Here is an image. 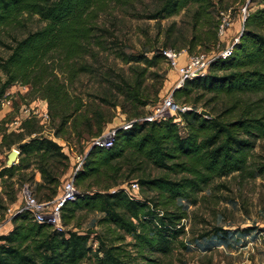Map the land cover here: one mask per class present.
Here are the masks:
<instances>
[{"label": "trees", "instance_id": "trees-1", "mask_svg": "<svg viewBox=\"0 0 264 264\" xmlns=\"http://www.w3.org/2000/svg\"><path fill=\"white\" fill-rule=\"evenodd\" d=\"M135 1L0 0V31L18 26L24 15H38L45 22L41 28L15 39L14 45L0 39L11 50L6 57L0 54V104L11 96L6 95L11 86H27V95L21 97L31 98L28 103L35 99L47 101L58 140L70 143L72 133L81 139L85 133H92L96 118L86 111L88 102L78 93V87L84 76L103 74V55L113 54L125 63L143 65L144 69L136 74L139 82L148 67L166 60L163 50L169 48L168 44L138 55L128 54L121 48L118 35L101 23V15L112 4L128 6ZM157 2L160 6L149 18H168L194 7L190 53L199 46H205L199 50L208 51L217 45L220 21L213 0ZM115 83L127 100L136 103L138 87L124 77ZM194 92H199L195 103L207 96L202 109L209 116L191 105L180 115L182 127L172 119L143 121L130 129H119L111 148L91 147L74 176L80 193L61 208L62 228L38 222L28 211L14 215L13 228L0 234V264H82L92 257L97 264L153 261L147 253L172 252L186 233L183 222L189 216L188 204H197L199 194L215 179L236 173L254 176L250 156L257 141L264 139V8L247 15L231 56L212 62L206 75L186 80L173 96L189 102ZM3 123L5 120L0 121ZM20 128L19 132H8L0 127V149L6 146L11 150L16 145L20 151L17 163L0 170V182L8 190L9 185L15 188L12 179L16 176L21 181L35 180L39 172L41 181H35L34 186L55 198L70 157L59 141L39 135L34 115L24 119ZM136 164L142 171L148 164L162 171L139 178L143 192L149 190L154 195L133 199L122 188L112 192L129 179L125 166ZM29 169L31 173H27ZM256 169L264 173V163ZM14 190L11 196L16 200L18 191ZM79 211L102 213L98 219L102 229L82 231ZM220 232L227 231L218 227L203 237ZM126 236L132 241L125 242Z\"/></svg>", "mask_w": 264, "mask_h": 264}, {"label": "rangeland", "instance_id": "rangeland-1", "mask_svg": "<svg viewBox=\"0 0 264 264\" xmlns=\"http://www.w3.org/2000/svg\"><path fill=\"white\" fill-rule=\"evenodd\" d=\"M213 1L215 15L220 17L221 12L230 13L232 21L227 31L229 35L222 37V47L226 46L228 41L231 42L236 35L242 34L245 21L243 19L244 8H246L247 15L264 8V0ZM159 6L157 0H137L128 6L112 4L111 8L101 15L100 21L118 35L121 48L128 54L138 55L148 49H160L166 44L169 48L177 50L188 49V42L192 35L191 14L194 7L191 8L192 10L185 9L180 14L168 18H149V15ZM44 24L45 22L38 15H24L18 26L1 30L0 39L7 45H14L15 39L24 37L28 32L37 30ZM199 49H205V46L197 47L194 52ZM10 52L11 50L0 42V54L6 57ZM147 54L152 55V52L148 51ZM100 62L103 74L84 76L83 84H79L78 87V93H82L87 99L86 111L88 110L90 115H95L96 118L92 133H85L82 139L72 133L70 143L64 139L59 141L55 136L56 123L49 116L47 101L35 99L28 103L31 98L23 99L21 95H27L29 87L20 84L11 86L6 91V95L11 94V96L1 100L0 121L5 120L6 123L0 124V127L7 128L8 132H19L22 121L34 115L37 119L39 135L59 141L58 143L64 140L67 145L73 147L76 153L83 154L90 149V142L94 136L102 135L112 127H120L124 120H129L128 117L149 113L151 108L158 104L164 96L173 93L176 89L179 76L167 59L148 67L141 82L136 80V74L144 69L143 65L125 63L113 54L103 55ZM122 77L139 88L140 95L137 96L136 103L127 100L125 94L119 92L117 83L114 84V81H120ZM124 87L129 89L130 86L125 83ZM86 93L90 95L87 97ZM198 93L194 92L192 101L189 102L174 98L182 106L196 105L201 110L207 96L195 103L194 100L199 95ZM17 105H19L18 109ZM100 116H102L101 119ZM100 125H102L101 131L97 132ZM1 140L2 135L0 134V142ZM14 148L18 149L16 145H12L11 150L6 146L1 147L0 170L8 166V154ZM250 163L255 173L254 176L243 177L236 173L215 179L210 187L199 194L200 200L197 204H188L189 216L183 222L186 233L175 243L170 254L147 253L154 260H140V263L264 264V173H259L256 169L264 163V139L257 141L250 156ZM68 164L69 169L63 174L61 182L72 171L71 158ZM139 167L138 164L125 166L124 170L127 171L125 176H129V179L122 181L120 185L132 181L139 182V178L144 175L156 176L162 172L149 164L143 171ZM31 169L27 170V173H31ZM36 175L37 172L35 180L23 179L22 181L16 176L12 179L16 183L15 188L9 185L8 190H5L0 182V234L8 233L12 226L9 209L21 203V188L24 182L33 186L36 197L40 201L53 205L55 198L48 197L45 190L39 191L36 185L34 186L35 181H41L36 179ZM14 189L18 191L16 200H13L14 196H11ZM140 195L144 198L147 195L153 196L154 192L149 190L143 192L140 187ZM102 216V213L79 211L80 229L82 231L101 230L102 227L98 226V219ZM218 227L227 232L203 237L205 233H210ZM130 241L132 238L126 236L125 242ZM82 264H97V262L92 257Z\"/></svg>", "mask_w": 264, "mask_h": 264}, {"label": "built area", "instance_id": "built-area-1", "mask_svg": "<svg viewBox=\"0 0 264 264\" xmlns=\"http://www.w3.org/2000/svg\"><path fill=\"white\" fill-rule=\"evenodd\" d=\"M243 10V19L245 20L247 17V11L246 8ZM219 21V42L211 50H200L194 53H190L188 49L177 50L174 48H166L163 50V54L165 55L167 61L171 64L172 68L177 71L179 76L175 88L182 87L185 81L188 79L206 75L209 72L212 62L218 59H226L233 54L235 45L240 40L241 35H236L231 42L222 47V37L226 35L229 27L232 25L230 13L225 14L224 12H221ZM191 108L192 107L188 105H180L175 100L173 93L168 94L164 96L158 104L152 107L149 113L134 117L129 120H124L120 127H112L104 134L94 137L90 142V148L94 146L111 148L114 145L119 129H130L135 123L143 121L154 122L172 119L179 125H183L180 115L182 112H185ZM62 142L60 143L63 147V151L72 159L73 167L70 175L62 181L59 187L58 195L55 197L53 205H49L47 202L40 201L36 197L33 186L29 183H26L21 188V203L9 209L12 218L18 213L28 211L36 221H47L55 225L57 228H62L61 208L65 202L75 200L80 193V190L77 188L74 182V176L76 172L83 167L87 153L89 151V149H87L85 153L78 154L75 152L73 147L67 145L64 140H62ZM120 188L124 189L130 198L142 199L140 195L139 182H127L123 185L112 188L111 191L115 192Z\"/></svg>", "mask_w": 264, "mask_h": 264}, {"label": "water", "instance_id": "water-1", "mask_svg": "<svg viewBox=\"0 0 264 264\" xmlns=\"http://www.w3.org/2000/svg\"><path fill=\"white\" fill-rule=\"evenodd\" d=\"M201 114L209 116L210 113L205 110V109H201L200 111ZM20 155V151L19 149L14 148L9 154H8V166H11L13 164L16 163V161L18 160Z\"/></svg>", "mask_w": 264, "mask_h": 264}, {"label": "crops", "instance_id": "crops-1", "mask_svg": "<svg viewBox=\"0 0 264 264\" xmlns=\"http://www.w3.org/2000/svg\"><path fill=\"white\" fill-rule=\"evenodd\" d=\"M228 31H229V30H228ZM226 35L228 36L229 33L227 32ZM222 42H223V41H222ZM228 43H229V41H228ZM228 43H227V44H228ZM36 179H37V180H41V175H40L39 172H37ZM11 223H12V226L9 228L8 232L13 228V222H11Z\"/></svg>", "mask_w": 264, "mask_h": 264}]
</instances>
